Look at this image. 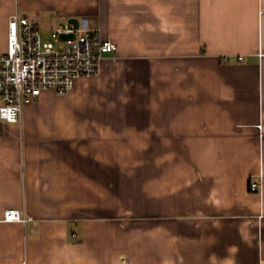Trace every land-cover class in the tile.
<instances>
[{
  "label": "crops",
  "instance_id": "obj_1",
  "mask_svg": "<svg viewBox=\"0 0 264 264\" xmlns=\"http://www.w3.org/2000/svg\"><path fill=\"white\" fill-rule=\"evenodd\" d=\"M16 12L117 49L0 118V264H264V0H0V53Z\"/></svg>",
  "mask_w": 264,
  "mask_h": 264
},
{
  "label": "built area",
  "instance_id": "obj_2",
  "mask_svg": "<svg viewBox=\"0 0 264 264\" xmlns=\"http://www.w3.org/2000/svg\"><path fill=\"white\" fill-rule=\"evenodd\" d=\"M116 49L98 29L65 23L45 34L36 19L16 12L8 22L7 51L0 53V118L20 122L26 105L44 90L69 94L78 78L97 75L104 56ZM249 188L258 191L262 184L250 179ZM5 219L26 222L32 216L12 207Z\"/></svg>",
  "mask_w": 264,
  "mask_h": 264
},
{
  "label": "rangeland",
  "instance_id": "obj_3",
  "mask_svg": "<svg viewBox=\"0 0 264 264\" xmlns=\"http://www.w3.org/2000/svg\"><path fill=\"white\" fill-rule=\"evenodd\" d=\"M46 34V33H45Z\"/></svg>",
  "mask_w": 264,
  "mask_h": 264
}]
</instances>
